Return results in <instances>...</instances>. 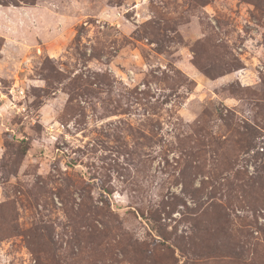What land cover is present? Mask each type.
I'll return each instance as SVG.
<instances>
[{"label":"rangeland","instance_id":"1","mask_svg":"<svg viewBox=\"0 0 264 264\" xmlns=\"http://www.w3.org/2000/svg\"><path fill=\"white\" fill-rule=\"evenodd\" d=\"M0 264H264V0H0Z\"/></svg>","mask_w":264,"mask_h":264},{"label":"trees","instance_id":"2","mask_svg":"<svg viewBox=\"0 0 264 264\" xmlns=\"http://www.w3.org/2000/svg\"><path fill=\"white\" fill-rule=\"evenodd\" d=\"M33 2V0H31ZM26 150H23V152H25Z\"/></svg>","mask_w":264,"mask_h":264}]
</instances>
